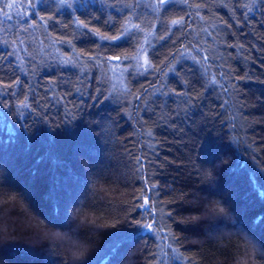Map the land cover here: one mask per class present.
I'll list each match as a JSON object with an SVG mask.
<instances>
[{"label":"trees","instance_id":"trees-1","mask_svg":"<svg viewBox=\"0 0 264 264\" xmlns=\"http://www.w3.org/2000/svg\"><path fill=\"white\" fill-rule=\"evenodd\" d=\"M7 2L0 264H264V0Z\"/></svg>","mask_w":264,"mask_h":264},{"label":"snow or ice","instance_id":"snow-or-ice-1","mask_svg":"<svg viewBox=\"0 0 264 264\" xmlns=\"http://www.w3.org/2000/svg\"><path fill=\"white\" fill-rule=\"evenodd\" d=\"M63 2L66 3V0H63ZM159 2H160V5H165L166 3H169L170 0H159ZM184 2L187 3V0H184ZM28 6L31 7V8L35 7V5H33L31 3V0H29ZM15 8H17V3H15V2L14 3H8L7 0H0V11H2V14L5 15L7 18L10 19L11 17L9 16L8 11H3V9L11 10V9H15ZM41 19H43V17H41ZM77 23L84 27V29L86 30L85 34H87V35L91 34V33L87 32L88 25L83 20H80ZM172 23H173V25H179L181 23V21L180 20H173ZM139 27H140L139 25H132L130 29H128L127 31L122 32L120 36L105 37V39L114 42V41H117V40H120V39L130 38L133 30L134 29H138ZM94 32L99 34V29H95ZM68 42L71 43L70 41H68ZM113 59L120 60L121 57H114ZM124 59L127 60L128 58L124 57ZM135 59L137 60V71H138V73L140 72L141 69L143 70V72H147L151 68V64L149 63V61L147 60L146 57L144 58V63L143 64H139V60H140L139 55H137V57ZM147 204H148V201H147V199H145L144 204H141L140 207L141 208H146ZM219 211L220 212H224V209L220 208ZM168 216H169L170 219L172 218V214L171 213H168ZM261 219H264V218L257 217V222H260ZM137 223H139V222H137ZM142 227H144L148 231L153 232L154 235L155 234H159L163 240H167L168 237L171 235L170 232L165 231V227L166 226L165 225H161L160 220L158 218H156V217H153L152 218V222L144 224V225H142ZM171 239L176 244L180 243L179 238H177L174 235H171ZM165 246L168 247L172 252H177L178 251V249L173 248L171 244H167ZM73 254L78 256L79 252L76 251Z\"/></svg>","mask_w":264,"mask_h":264},{"label":"rangeland","instance_id":"rangeland-1","mask_svg":"<svg viewBox=\"0 0 264 264\" xmlns=\"http://www.w3.org/2000/svg\"><path fill=\"white\" fill-rule=\"evenodd\" d=\"M39 258V257H38Z\"/></svg>","mask_w":264,"mask_h":264}]
</instances>
